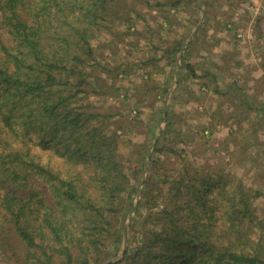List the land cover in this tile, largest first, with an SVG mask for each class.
Segmentation results:
<instances>
[{"label": "trees", "instance_id": "trees-1", "mask_svg": "<svg viewBox=\"0 0 264 264\" xmlns=\"http://www.w3.org/2000/svg\"><path fill=\"white\" fill-rule=\"evenodd\" d=\"M127 9L118 0H0V264H12V241L23 248L17 264H264L262 191L198 165L171 180L154 159L158 144L129 177L117 141L80 103L84 86L99 90L88 79L92 40L109 25L132 28ZM185 43L168 52L180 66ZM242 103L264 117V106Z\"/></svg>", "mask_w": 264, "mask_h": 264}, {"label": "rangeland", "instance_id": "rangeland-1", "mask_svg": "<svg viewBox=\"0 0 264 264\" xmlns=\"http://www.w3.org/2000/svg\"><path fill=\"white\" fill-rule=\"evenodd\" d=\"M118 1L133 13L128 24L132 28L109 25V31L92 40L88 79H95L99 90L87 84L89 94L79 102L99 116L102 133L117 141L126 174L134 176L145 150L158 144L163 152L154 159L171 180L185 166L198 165L202 173L215 177L220 172L246 190L264 193V124L253 125L258 118L242 102L232 104V63L251 60L250 65H264V0H184L173 9L160 4L177 0ZM187 38L191 45L182 67L168 52ZM242 48L250 54L240 57ZM210 58L217 64H210ZM258 99H264V91L248 97V102L257 107ZM166 109L171 128L161 123ZM161 126L166 138L159 133ZM86 178L83 175L85 182ZM156 184L157 180L151 187ZM258 207L264 215V195ZM119 218L124 222L122 215ZM11 245L12 264H17L13 253L19 255L23 248L13 241ZM110 249L115 250L111 245Z\"/></svg>", "mask_w": 264, "mask_h": 264}, {"label": "crops", "instance_id": "crops-1", "mask_svg": "<svg viewBox=\"0 0 264 264\" xmlns=\"http://www.w3.org/2000/svg\"><path fill=\"white\" fill-rule=\"evenodd\" d=\"M242 51L243 54H240V57H243L245 55L244 53L250 54V52L248 50H245V48H242ZM207 60L210 61V64H213V66L217 64V60H215V58H210ZM243 61L240 62L239 64L232 63V104H234L233 106L239 105V103L242 101L246 103V100L248 101V97H251L253 95L256 98V94H262L264 91V65L262 63H254L250 65L249 61L251 60L248 61L243 60ZM184 64H186L185 61H183L182 67L184 66ZM240 66L241 69H239ZM177 72L179 75L181 70L179 69L177 70ZM215 72H216L215 70L212 71V73L214 74ZM248 72H250L251 74ZM178 75L176 74L177 79H178ZM242 93H244V95H247L246 100H242L241 98L243 96ZM257 101H258V106L257 107L254 106L255 108H260V106H264V99L263 100L258 99ZM244 107H247V109L249 110V107L247 105H245ZM252 115H255L256 118H258V120H256L253 125H256V127H260V124H264V117H262L263 116L262 113L252 111Z\"/></svg>", "mask_w": 264, "mask_h": 264}]
</instances>
